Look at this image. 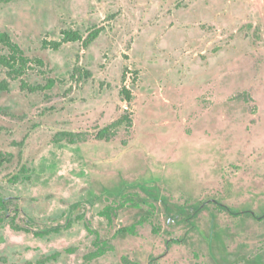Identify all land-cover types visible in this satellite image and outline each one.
I'll use <instances>...</instances> for the list:
<instances>
[{
  "label": "rangeland",
  "instance_id": "374dc122",
  "mask_svg": "<svg viewBox=\"0 0 264 264\" xmlns=\"http://www.w3.org/2000/svg\"><path fill=\"white\" fill-rule=\"evenodd\" d=\"M0 32L55 81L0 67V264H264V0H0Z\"/></svg>",
  "mask_w": 264,
  "mask_h": 264
},
{
  "label": "trees",
  "instance_id": "16d2710c",
  "mask_svg": "<svg viewBox=\"0 0 264 264\" xmlns=\"http://www.w3.org/2000/svg\"><path fill=\"white\" fill-rule=\"evenodd\" d=\"M10 1V0H9ZM100 34V30H95L92 32L87 40H84L83 36L78 31L73 30H63L60 32V40L59 41H51V42H42L43 48H48L54 51H58L59 48L63 44L67 43H75V42H81L84 46H87L92 41H94ZM0 47L6 50V54L0 55V67L4 69L6 76L12 80V81H19V87L21 91H26L28 93H37V92H44L46 90H50L53 88L55 81L54 80H48L46 84L43 85H30L25 79L28 75L29 71L33 69V67L42 68L44 67V63L40 58H28L24 55L23 51L19 47L17 43H15L10 35L6 32H0ZM75 73H73L72 78H74ZM86 76H88L87 73H85ZM125 78V74H123V79ZM9 91V83L6 80H0V92H8ZM121 94L124 97V99L127 102H130L132 97L131 93L123 88L121 90ZM122 120L127 124H131V120L127 116H122ZM112 127H115V124L113 126H109L104 130H101L98 133L99 139H107L108 135H110V129ZM60 140L61 138L64 139H70L69 142L73 143L74 138H76V135L73 133H67L62 132L57 135ZM57 141V140H56ZM11 156L5 153L0 152V168H2L3 165L7 164L10 161ZM0 207H3L2 202L0 201ZM111 214H112V208L106 207L104 210L100 212V215L105 217L108 222L111 221ZM81 217H78L77 220H81ZM1 221V220H0ZM143 220L139 221L138 224L140 225ZM11 229L15 231H24L28 233V230L22 229L19 226L15 225L12 221L10 224ZM135 224H132L131 226L127 228L120 229L121 233H135ZM87 231L91 232L89 227L86 226ZM36 236H40L42 234H35ZM94 246H96V250L86 256V259L93 260L97 259L99 257H102L109 251V247L106 242L100 241L98 236L96 237L94 241ZM70 251V250H68Z\"/></svg>",
  "mask_w": 264,
  "mask_h": 264
}]
</instances>
